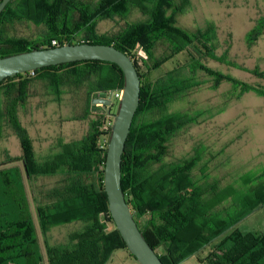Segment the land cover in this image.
Returning <instances> with one entry per match:
<instances>
[{
    "label": "trees",
    "instance_id": "1",
    "mask_svg": "<svg viewBox=\"0 0 264 264\" xmlns=\"http://www.w3.org/2000/svg\"><path fill=\"white\" fill-rule=\"evenodd\" d=\"M187 5V0H11L0 14V58L80 43L108 45L126 54L139 75L140 93L122 155L121 188L144 240L162 264H180L222 237L205 264H264V234L233 230L264 207V180L254 184L247 181L239 198L224 206L227 199L238 194L231 187L217 191L215 185L204 186L201 177L205 167L198 153L182 160L167 159L173 139L196 123L189 114L169 109L181 95L200 85L194 80L198 70L214 76L216 84L232 82L240 85L241 94L254 92L264 97V89L240 84L205 68L198 58L203 55L201 48L208 58L237 66L213 55L210 32L188 34L176 27V17ZM133 10L146 19L127 22ZM115 19L124 22L117 32L97 33L98 22ZM16 23L32 24L41 32L35 39L7 35L8 28ZM80 32L85 39L75 41L73 36ZM259 33L257 27L251 30L248 42L256 40ZM158 46L166 49L160 57L155 56ZM183 52L190 55L189 75L175 68L164 77L142 83V66L151 73ZM64 76H73L74 87L86 90L88 107L94 98L106 99L110 91L118 93L124 86L119 67L103 61L44 67L0 82V139L2 128L8 127L18 138L22 152L19 157L5 154L0 161V167L11 165L0 169V264L41 262L34 248L35 229L24 175L27 181L33 177L58 179L45 196V205L35 212L47 264H106L117 250H125L132 257L115 229L103 189L106 149L101 146L109 139L118 99L113 95L110 107L89 119L81 139H58L57 151L42 162L36 160L32 139L19 120V110L27 105L34 80L49 83L47 90L59 97L63 93L60 88L67 85L62 81ZM85 113L81 121L88 119ZM16 163L22 168L14 166ZM75 225L65 244H49L47 233L52 228Z\"/></svg>",
    "mask_w": 264,
    "mask_h": 264
},
{
    "label": "rangeland",
    "instance_id": "2",
    "mask_svg": "<svg viewBox=\"0 0 264 264\" xmlns=\"http://www.w3.org/2000/svg\"><path fill=\"white\" fill-rule=\"evenodd\" d=\"M187 1L185 11L176 17V27L188 34L196 31L210 32L209 49L213 55L237 66L230 67L208 58L199 45L203 55L198 58L205 68L240 84L264 89V0ZM145 19L143 14L133 10L126 20L132 23ZM123 26L124 22L118 19L101 21L98 22L97 33L112 35ZM256 27L260 33L256 40L248 42V33ZM40 32L32 24L16 23L8 28L7 35L35 39ZM73 38L79 41L85 39V35L80 32ZM164 51V46H158L155 56L160 57ZM189 61L190 55L183 52L151 73H146V68L142 66V83L153 82L175 68L189 75ZM194 76L200 85L181 95L169 111L187 113L196 123L187 126L173 139L167 159L182 160L198 153L202 160L200 164L205 167L201 177L204 186L215 185L217 191L226 187L236 190L238 195L233 194L223 203L228 206L239 198L244 183L251 181L254 184L258 179L264 180V97L254 92L241 94L240 85L232 82L223 80L216 84L215 77L205 71L198 70ZM62 81L67 85L60 88L63 93L57 97L47 90L49 83L34 80L29 88L27 105L19 110V120L32 139L34 155L39 162L48 160L57 151L55 147L58 139L64 142L81 139L88 130L89 119L101 115L104 110L100 104L87 106L86 90L74 87L73 76H64ZM85 112L89 114L88 119L81 121ZM2 129L0 161L6 155L12 157L21 153L20 142L13 131L5 126ZM10 166H2L0 169ZM14 166L22 168L20 163ZM57 182V177H33L27 181L24 175L27 203L35 229L34 248L41 258L40 264H47V261L35 212L38 207L45 205V196L51 193ZM75 228L76 225L52 228L47 233L49 244H65L68 234ZM233 230L241 234H264V207L243 219ZM223 239H218L180 264H205L207 256ZM106 264L138 263L125 250H117Z\"/></svg>",
    "mask_w": 264,
    "mask_h": 264
},
{
    "label": "water",
    "instance_id": "3",
    "mask_svg": "<svg viewBox=\"0 0 264 264\" xmlns=\"http://www.w3.org/2000/svg\"><path fill=\"white\" fill-rule=\"evenodd\" d=\"M11 0L0 2V14ZM79 61H103L115 64L124 78L122 96L118 100L110 136L106 146L103 169V189L109 214L115 229L129 254L138 264H162L153 249L138 230L121 188V161L130 126L139 106L140 78L133 61L124 53L108 45L88 43L67 44L55 48L33 50L0 58V82L18 74H25L44 67ZM112 91L106 99L94 98L92 105L104 108L111 105Z\"/></svg>",
    "mask_w": 264,
    "mask_h": 264
},
{
    "label": "built area",
    "instance_id": "4",
    "mask_svg": "<svg viewBox=\"0 0 264 264\" xmlns=\"http://www.w3.org/2000/svg\"><path fill=\"white\" fill-rule=\"evenodd\" d=\"M52 45H56V42L53 41V42H52ZM32 72H33V71H32ZM113 95H114L115 98H117V99L119 100V99L121 98V96H122V91H119L118 93H113V92H112V96H113ZM107 142H108V141L103 142V144H102L101 147L106 149Z\"/></svg>",
    "mask_w": 264,
    "mask_h": 264
},
{
    "label": "crops",
    "instance_id": "5",
    "mask_svg": "<svg viewBox=\"0 0 264 264\" xmlns=\"http://www.w3.org/2000/svg\"><path fill=\"white\" fill-rule=\"evenodd\" d=\"M18 115H19V113H18ZM22 153V152H21ZM21 153L19 154V155H17V156H12V157H19V156H21ZM11 157V156H10Z\"/></svg>",
    "mask_w": 264,
    "mask_h": 264
},
{
    "label": "flooded vegetation",
    "instance_id": "6",
    "mask_svg": "<svg viewBox=\"0 0 264 264\" xmlns=\"http://www.w3.org/2000/svg\"><path fill=\"white\" fill-rule=\"evenodd\" d=\"M172 59H173V58H172ZM142 61H145V58H144V57H142ZM166 63H167V62H166ZM166 63H165V64H166Z\"/></svg>",
    "mask_w": 264,
    "mask_h": 264
}]
</instances>
